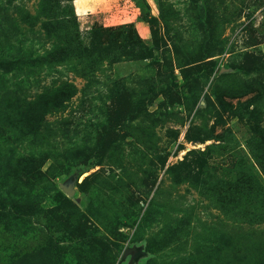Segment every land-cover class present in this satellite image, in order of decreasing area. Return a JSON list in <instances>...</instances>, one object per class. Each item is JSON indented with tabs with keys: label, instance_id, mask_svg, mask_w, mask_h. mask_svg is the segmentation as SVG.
Segmentation results:
<instances>
[{
	"label": "rangeland",
	"instance_id": "1",
	"mask_svg": "<svg viewBox=\"0 0 264 264\" xmlns=\"http://www.w3.org/2000/svg\"><path fill=\"white\" fill-rule=\"evenodd\" d=\"M130 2L0 0V264H264V0Z\"/></svg>",
	"mask_w": 264,
	"mask_h": 264
},
{
	"label": "crops",
	"instance_id": "2",
	"mask_svg": "<svg viewBox=\"0 0 264 264\" xmlns=\"http://www.w3.org/2000/svg\"><path fill=\"white\" fill-rule=\"evenodd\" d=\"M130 0H72V7L75 15L79 19L94 17L106 22L105 25H116L123 23L124 20L139 19L134 9H131ZM138 23L140 32L143 36L148 35L147 27L144 22Z\"/></svg>",
	"mask_w": 264,
	"mask_h": 264
},
{
	"label": "water",
	"instance_id": "3",
	"mask_svg": "<svg viewBox=\"0 0 264 264\" xmlns=\"http://www.w3.org/2000/svg\"><path fill=\"white\" fill-rule=\"evenodd\" d=\"M63 187H64V185H62ZM64 190L69 194V195H71L72 194V191H71V189H67V188H64Z\"/></svg>",
	"mask_w": 264,
	"mask_h": 264
}]
</instances>
